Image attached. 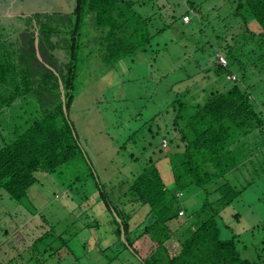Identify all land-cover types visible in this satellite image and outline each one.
<instances>
[{
  "label": "trees",
  "instance_id": "16d2710c",
  "mask_svg": "<svg viewBox=\"0 0 264 264\" xmlns=\"http://www.w3.org/2000/svg\"><path fill=\"white\" fill-rule=\"evenodd\" d=\"M188 3L186 15L193 16L197 0ZM230 4L236 7L233 15L241 23L239 32L231 28L232 44L218 36V45L224 41L226 48H218L215 42L209 46L216 50L215 70L226 75L225 81L235 76L233 85L227 87L225 82L224 90L212 92L201 103L188 101V91L175 96L167 112L174 114L173 129L162 137L169 138L176 151L167 154L160 148L163 157L150 159L135 173L131 188L118 201L111 199V187L108 190L99 178L70 117L79 65L84 61L81 33L87 17L94 15L97 27L106 34L102 62L116 67L139 50L145 51L156 36L179 21L153 33V18L137 10L133 0H75L68 16L36 13L28 19L35 22L36 31H24L15 42H7L0 27V196L8 194L17 204H25L40 174L55 175L70 193L81 183H91L99 192L100 204L112 216L109 224L116 228L111 231L115 236L112 244L100 251L109 264L113 259L108 253L121 260L125 252L138 264H264V246L260 248L264 226L238 234L224 220L228 209L242 204L247 190L264 175V167H256L253 158L264 142L250 139L258 135L264 140V110L259 108L264 102L258 105L264 98L255 93L257 83H249L250 76L264 81V0H232ZM190 23L181 19L185 28ZM251 24L259 26L258 33L250 29ZM8 44L15 48L9 51ZM63 45L69 60L60 64L55 52ZM199 49L201 54L205 52L203 47ZM224 50L227 65L219 63L218 54ZM163 73L167 74L161 81L171 77L168 71ZM4 107L9 116H4ZM142 131L143 127L135 131L122 149L135 144L134 137ZM150 132L152 139L159 133ZM150 145L156 146L152 141ZM81 162L89 166L88 174L80 170ZM193 194L203 197L199 208L189 198ZM88 198L77 201L67 195L64 200L77 205L73 212L78 210L85 217L79 214L70 224L53 225L34 242L28 260L56 257L63 262L67 254L73 258L71 264H80L81 256L91 253L88 241H79L80 234L92 225L82 208ZM92 206L88 210L93 212ZM139 210L146 211L145 221L134 227V213ZM234 218L239 221L240 214L235 213ZM59 224L63 225L60 231L56 229ZM227 231L229 239L225 238ZM74 240L80 243L83 255L73 248ZM253 247L260 253L256 259ZM45 259L41 264L47 263Z\"/></svg>",
  "mask_w": 264,
  "mask_h": 264
},
{
  "label": "rangeland",
  "instance_id": "374dc122",
  "mask_svg": "<svg viewBox=\"0 0 264 264\" xmlns=\"http://www.w3.org/2000/svg\"><path fill=\"white\" fill-rule=\"evenodd\" d=\"M133 1L137 4L136 9L144 16L153 18V33L155 29L171 26L175 21L179 23L156 36L145 51L139 50L132 58L116 67H109L101 59V55L106 53V46H102V37L106 34L97 27L94 15L88 16L79 39L83 44L81 53L84 61L79 65L75 99L70 111L71 120L95 171L101 181L107 184V189L111 187V199L117 201L131 188L135 173L146 167L150 159L156 161L163 157L160 148L167 154L176 151L175 146L170 145V139L162 137L173 129L174 114L169 115L167 112L169 104L177 99L175 96L188 91V101L201 103L212 92L222 90L225 82H230L229 78L225 81V74L215 70L213 57L216 50L209 45L215 42L218 48H226L224 41L218 45V36L232 44L234 31L231 28L234 27V33H237L241 25L233 15L236 7L230 4L232 0H197L193 16L186 15L189 10L188 0ZM74 7L75 0H0V27L7 42H15L22 32L36 31L35 22L28 20L36 13L55 12L68 16ZM186 16L190 17L191 22L187 28L181 25V19L185 23ZM250 29L259 32L258 25L251 24ZM62 37L65 38L64 35ZM64 46L55 52L60 64L69 60V53ZM200 47L205 49L203 54L199 51ZM14 48L15 45H11L8 50ZM225 53V50L220 51L219 58L223 56L227 59ZM176 68L179 70L169 72ZM167 71L171 77L161 81L160 77L166 75L163 72ZM249 83H257L255 93L264 98L262 78L250 76ZM261 102L264 99L259 100L258 105ZM259 108L264 110L262 105ZM3 110L4 116H9L7 108ZM156 114L160 116L151 121ZM148 122L149 125L146 124ZM142 127L143 131L137 138L134 137L135 144L131 142L127 149H122L129 138L134 136L133 133ZM150 129L159 132L153 139ZM4 135H7L6 131ZM151 141L156 146H151ZM253 158L256 167L261 164L264 167V143L256 150ZM162 162L164 166L169 165L167 161ZM79 167L81 171L89 173V166L85 163L81 162ZM259 171L262 173V168ZM38 178V184L30 190L23 205L17 204L8 194H5L6 197L0 196V264H38L44 261L45 258L28 260V252L34 242L53 225L64 221L70 224L82 214L78 210L73 212L77 205L71 200L68 203L67 195L77 201H83L89 196L80 204L86 209L92 225L88 232L80 234L79 241H88L91 253L86 254L85 258L81 256L80 264H109L103 260L106 255L100 251L112 244L115 236L111 231L116 228L109 224L112 216L100 204L99 192L92 188L91 183H81L70 193L55 175L40 174ZM256 180L257 184L244 194L242 204L229 208L225 214V223L235 233L244 234L254 227L264 226V175H259ZM198 196L193 194L189 197L193 204L197 201V208L203 202V197ZM92 205H95V214L88 210L90 206L94 207ZM235 213L240 214L239 221L234 218ZM145 215L146 211L141 210L134 213V227L145 221ZM83 220L86 222L85 218ZM56 229L62 230L63 225H57ZM230 237L231 233L225 232V238ZM72 245L77 253L83 255L78 241L74 240ZM263 246L261 244L260 248ZM253 248L256 259L260 253L256 247ZM65 255L63 262L56 257H47L45 262L71 264L73 258ZM107 255L113 259L112 264H138L129 252H125L121 260L113 258V254Z\"/></svg>",
  "mask_w": 264,
  "mask_h": 264
},
{
  "label": "built area",
  "instance_id": "2783aa9c",
  "mask_svg": "<svg viewBox=\"0 0 264 264\" xmlns=\"http://www.w3.org/2000/svg\"><path fill=\"white\" fill-rule=\"evenodd\" d=\"M189 20H190V17L189 16H186V18H185V23H189ZM220 64H222V65H227L228 63H227V60L223 57V56H220ZM235 79V76H230L229 77V80H230V82L232 81V80H234ZM164 142H166V141H164ZM167 143V142H166Z\"/></svg>",
  "mask_w": 264,
  "mask_h": 264
},
{
  "label": "crops",
  "instance_id": "0c3cea01",
  "mask_svg": "<svg viewBox=\"0 0 264 264\" xmlns=\"http://www.w3.org/2000/svg\"><path fill=\"white\" fill-rule=\"evenodd\" d=\"M23 33V32H22ZM40 54V53H39ZM41 55V54H40ZM38 56V55H37ZM42 57V56H41ZM226 86H227V83H226ZM229 87V86H227ZM251 141L252 142H264V140L262 141V137L258 136V135H254L253 137H250ZM259 145V144H257Z\"/></svg>",
  "mask_w": 264,
  "mask_h": 264
},
{
  "label": "water",
  "instance_id": "95a60500",
  "mask_svg": "<svg viewBox=\"0 0 264 264\" xmlns=\"http://www.w3.org/2000/svg\"><path fill=\"white\" fill-rule=\"evenodd\" d=\"M38 40H36V45L38 46ZM38 58L41 60V61H43V59H42V57H41V55L38 53ZM233 85V83L232 82H228L227 83V86H232ZM62 92L64 93V90H63V87H62ZM64 100H65V97H64Z\"/></svg>",
  "mask_w": 264,
  "mask_h": 264
}]
</instances>
